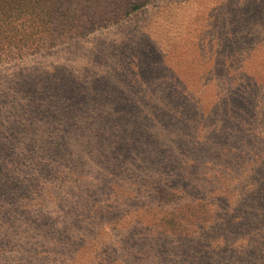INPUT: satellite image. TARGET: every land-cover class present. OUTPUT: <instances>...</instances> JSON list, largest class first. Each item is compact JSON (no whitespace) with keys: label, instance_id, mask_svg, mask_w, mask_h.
<instances>
[{"label":"rangeland","instance_id":"1","mask_svg":"<svg viewBox=\"0 0 264 264\" xmlns=\"http://www.w3.org/2000/svg\"><path fill=\"white\" fill-rule=\"evenodd\" d=\"M0 264H264V0H0Z\"/></svg>","mask_w":264,"mask_h":264}]
</instances>
